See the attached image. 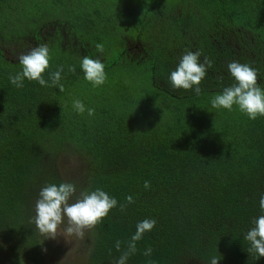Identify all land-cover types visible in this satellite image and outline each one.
I'll use <instances>...</instances> for the list:
<instances>
[{"label":"trees","instance_id":"1","mask_svg":"<svg viewBox=\"0 0 264 264\" xmlns=\"http://www.w3.org/2000/svg\"><path fill=\"white\" fill-rule=\"evenodd\" d=\"M44 43L43 77L63 66V91L10 83L18 55ZM197 50L212 61L200 94L174 90L171 71ZM85 56L100 58L104 84L84 78ZM234 60L255 68L264 89V0H0V251L44 264L48 239L32 222L38 193L70 182L77 195L100 188L118 201L85 231L79 264H115L144 219L156 224L127 264H264L243 238L261 214L264 116L211 106L234 83ZM61 160L74 178L62 176ZM128 195L135 202L121 211Z\"/></svg>","mask_w":264,"mask_h":264},{"label":"clouds","instance_id":"2","mask_svg":"<svg viewBox=\"0 0 264 264\" xmlns=\"http://www.w3.org/2000/svg\"><path fill=\"white\" fill-rule=\"evenodd\" d=\"M95 48L102 54L104 45L97 43ZM201 52L199 50L187 51L181 56L174 71H171L168 80L174 90H192L195 94H200V83L207 74V69L212 66V61L204 57L200 62ZM18 62L21 70L9 75V81L17 88L24 86V80L36 81L43 87H58L63 91L60 83L64 71L63 66H58L57 70L49 74V79L45 80L43 73L49 68L50 49L44 43L32 48L27 54H19ZM80 67L84 72V78L91 82L93 86H100L106 80L104 64L99 57L96 59L85 56L80 62ZM228 72L234 79V83L222 89L221 93L211 99L212 108H224L231 110L233 106H238L239 110L246 114L250 120H255L258 116H264V89L259 87L258 72L249 64L238 61H230L227 64ZM68 70L75 71L74 66H69ZM73 108L77 113H83L85 106L80 100L73 102ZM88 114H94V109H87ZM150 182L145 181L144 187L150 188ZM76 186L70 182H62L59 185L47 184L38 193L35 203V216L32 222L36 225L39 233L45 238L55 239L58 236L57 228L64 218H67L68 227L65 234L75 235L84 238L85 230L93 228L108 212L117 206L118 201L108 193L96 188L95 190H82L77 195ZM75 197L74 202L69 203ZM126 203L120 204L123 211L127 205L134 203L131 195L125 197ZM260 215L251 220V227L244 234V240L250 246L247 248L249 254L256 258L264 257V194L259 199ZM156 224L155 219H144L137 223L136 231L127 242L126 250L115 260V264H127L130 255L136 252V242L141 240L144 233L151 231ZM115 248L121 249V241H116ZM46 251V249H44ZM152 249L144 251L145 256H151ZM221 256L211 257L209 264H217ZM147 264H154L151 260Z\"/></svg>","mask_w":264,"mask_h":264},{"label":"rangeland","instance_id":"3","mask_svg":"<svg viewBox=\"0 0 264 264\" xmlns=\"http://www.w3.org/2000/svg\"><path fill=\"white\" fill-rule=\"evenodd\" d=\"M10 57H15L9 55ZM61 174L64 178H74V165L70 162L61 160L59 163ZM74 197L69 203L74 202ZM68 227L67 218L58 225V236L55 239H48L47 260L44 264H79L83 260V256L90 250L85 244V238L81 239L75 235L68 236L65 229ZM89 230V229H87ZM86 231V230H85ZM38 234L39 233L37 229ZM0 264H15L5 255V251H0ZM16 264H27L25 262ZM29 264V263H28Z\"/></svg>","mask_w":264,"mask_h":264}]
</instances>
